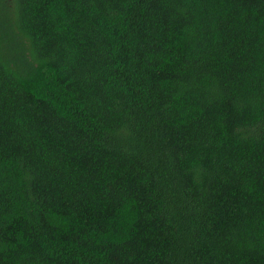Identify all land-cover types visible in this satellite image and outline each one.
<instances>
[{"label":"trees","instance_id":"obj_1","mask_svg":"<svg viewBox=\"0 0 264 264\" xmlns=\"http://www.w3.org/2000/svg\"><path fill=\"white\" fill-rule=\"evenodd\" d=\"M0 264H264V0H0Z\"/></svg>","mask_w":264,"mask_h":264}]
</instances>
